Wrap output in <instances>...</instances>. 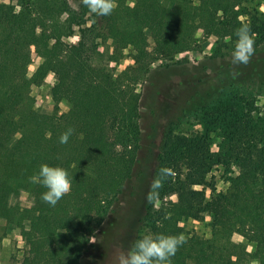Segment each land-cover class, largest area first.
<instances>
[{
	"label": "trees",
	"instance_id": "1",
	"mask_svg": "<svg viewBox=\"0 0 264 264\" xmlns=\"http://www.w3.org/2000/svg\"><path fill=\"white\" fill-rule=\"evenodd\" d=\"M263 8L264 0H114L103 34L88 25L83 0L0 3V222L29 221L21 264H83L93 227L102 224L140 161L137 86L150 72L149 38L156 54L172 58L192 46L197 29L222 41L210 58L219 64L207 67L209 74L180 80L174 94L168 89L165 95L168 122L155 177L161 168L168 175L155 191L176 201L157 207L148 200L145 229L135 240L156 233L183 237L172 264H243L250 258L264 264V132L252 116L264 95ZM245 25L254 54L247 64H234L235 32ZM75 29L79 41L69 44L65 37ZM107 40L115 54L106 58L101 47ZM33 48L43 63L27 84ZM121 50L129 51L134 64L116 73L110 65L119 63ZM50 74L57 111L47 117L25 104L31 87L44 85ZM62 102L69 110L60 115ZM189 120L221 129V150H211V130H182ZM68 128L73 134L61 144ZM41 164L63 167L72 181L54 207L40 198L46 189L30 179ZM233 164L238 174L229 178V189L217 191L208 180L212 168ZM23 193L33 198L31 206L20 204ZM206 215L211 239L184 236L182 221ZM235 233L255 244L253 254L232 243Z\"/></svg>",
	"mask_w": 264,
	"mask_h": 264
},
{
	"label": "rangeland",
	"instance_id": "2",
	"mask_svg": "<svg viewBox=\"0 0 264 264\" xmlns=\"http://www.w3.org/2000/svg\"><path fill=\"white\" fill-rule=\"evenodd\" d=\"M16 3V0H11ZM10 0H0V3H9ZM133 4V2H131ZM264 10V8H263ZM88 25H96L101 33L106 34L104 15H97L90 12L88 15ZM69 33L65 41L69 44H76L79 41V33ZM150 33H148L149 35ZM150 36V35H149ZM103 42V41H102ZM149 60L150 72L142 77L138 82V90L141 93V129H142V150L140 161L135 167L133 178L126 185L123 193L114 202L111 211L105 217L101 225L93 227L91 236L90 251L84 254L83 264H119V257L125 254L132 246L136 237L145 229L142 220L146 213L148 204V193L155 177V170L158 163V156L161 150L164 127L168 122V115L162 110L165 96L170 90L174 94V85L180 80L190 79L199 73H207L210 69L219 64L210 58L217 52L222 41L216 36H209L204 31L197 29L194 33L192 46L185 52L172 58L162 57L154 52V42L149 38ZM129 50V49H128ZM128 50L117 52L116 58L119 63H112L116 73L134 64L129 57ZM101 51L106 53V58L115 54V47L111 41L103 42ZM117 51V50H116ZM43 63L39 51L32 49V62L29 65V79L31 82L34 72ZM169 66V68L167 67ZM54 82V75L50 74L45 84L41 87H31L29 100L26 107H32L38 113L47 117L52 116L57 111V106L50 96V88ZM169 89V90H168ZM174 89V90H173ZM257 109H252V116L258 121L260 132H264V95L256 99ZM59 114H65L69 110V104L62 102L58 105ZM211 130V150L218 152L221 149V139L223 131L218 127L202 126L191 120L184 122L182 130L190 134L206 132ZM239 168L233 164L230 169L217 165L212 168L208 175V180L214 184L217 191H226L230 187V177L238 174ZM164 194V193H163ZM211 188L207 190V199H210ZM33 198L28 193H23L20 197V204L31 206ZM157 207L163 206L166 202L176 201V196L156 195L154 199ZM211 217L206 215L200 220L182 221L184 236L199 235L205 238H212L213 232L210 226ZM30 228V223L23 218L14 223H7L6 220L0 222V264H21L23 253L27 250L23 239V232ZM232 243L239 245L241 250L253 254L255 244L244 238L241 234L235 233L231 238ZM243 264H260L257 259L250 258Z\"/></svg>",
	"mask_w": 264,
	"mask_h": 264
},
{
	"label": "clouds",
	"instance_id": "3",
	"mask_svg": "<svg viewBox=\"0 0 264 264\" xmlns=\"http://www.w3.org/2000/svg\"><path fill=\"white\" fill-rule=\"evenodd\" d=\"M90 12L97 15H109L114 9V0H83ZM235 46L231 52L234 64H247L254 54V39L248 26H241L235 32ZM73 129L68 128L59 137L61 144H66ZM168 175L167 168H161L154 178L148 193L152 202L156 191L162 187V179ZM33 183L43 186L46 191L41 193V200L55 206L64 195L70 192L72 181L66 169L60 166L41 164L38 171L30 177ZM184 243L183 237L163 233L145 234L135 240L129 250L119 257V264H172L178 248Z\"/></svg>",
	"mask_w": 264,
	"mask_h": 264
}]
</instances>
